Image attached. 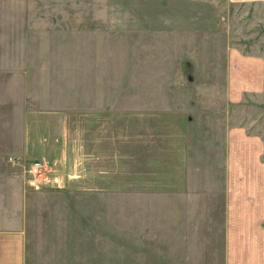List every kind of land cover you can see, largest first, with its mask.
<instances>
[{"label":"rangeland","instance_id":"374dc122","mask_svg":"<svg viewBox=\"0 0 264 264\" xmlns=\"http://www.w3.org/2000/svg\"><path fill=\"white\" fill-rule=\"evenodd\" d=\"M233 52L264 59V0H0V216L27 201L34 263L222 259L225 126L264 138Z\"/></svg>","mask_w":264,"mask_h":264},{"label":"crops","instance_id":"0c3cea01","mask_svg":"<svg viewBox=\"0 0 264 264\" xmlns=\"http://www.w3.org/2000/svg\"><path fill=\"white\" fill-rule=\"evenodd\" d=\"M227 58L229 62L227 82L234 86L237 82L235 87L231 88L229 85L230 100L236 102L243 97V93L258 94L264 90L262 57L233 52ZM255 62L262 64L259 66L262 70L261 84L258 87L250 85L252 65ZM235 74H239L238 81ZM239 85L242 90L238 94L234 90ZM222 154L224 159L222 259L219 261L212 259L211 262L204 260L203 264H264V138L242 124H227ZM15 178L25 180L27 186L25 173ZM21 202H15L16 210L14 209L13 215L9 212L0 216V264H36L43 260L37 257L36 263L33 262L38 254L36 251L38 247L35 248L34 244L30 243L32 219L25 211L28 207L27 201ZM40 231L38 226L41 235ZM192 239L195 243L190 242ZM163 248L167 256L171 255V258L163 260V264L176 262L186 264L187 251L189 255L195 256L203 249L208 256H213V250L209 249L210 245H203L192 236L189 240L173 239L166 242ZM177 255H182V258H177ZM50 256L54 258L55 255ZM51 257H47V260L52 261Z\"/></svg>","mask_w":264,"mask_h":264},{"label":"built area","instance_id":"2783aa9c","mask_svg":"<svg viewBox=\"0 0 264 264\" xmlns=\"http://www.w3.org/2000/svg\"><path fill=\"white\" fill-rule=\"evenodd\" d=\"M44 164L45 162L42 160H34L29 162L27 169L29 171V173L32 175V178H28V183H37L39 180V178L41 177L43 170H44Z\"/></svg>","mask_w":264,"mask_h":264}]
</instances>
